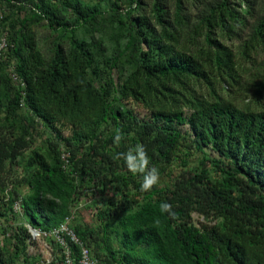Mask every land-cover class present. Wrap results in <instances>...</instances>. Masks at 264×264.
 Here are the masks:
<instances>
[{"label":"trees","instance_id":"1","mask_svg":"<svg viewBox=\"0 0 264 264\" xmlns=\"http://www.w3.org/2000/svg\"><path fill=\"white\" fill-rule=\"evenodd\" d=\"M5 1L0 264L41 263L28 225L51 232L67 219L99 264H264V1ZM138 143L159 170L149 192L114 159ZM179 158L186 169L163 184ZM89 202L96 223H79L76 206Z\"/></svg>","mask_w":264,"mask_h":264},{"label":"rangeland","instance_id":"2","mask_svg":"<svg viewBox=\"0 0 264 264\" xmlns=\"http://www.w3.org/2000/svg\"><path fill=\"white\" fill-rule=\"evenodd\" d=\"M85 1L88 3H92V4L100 2V0H85ZM147 1H150V0H147ZM254 1H256V3H254V6L255 5L257 6L258 0H254ZM259 1L263 2L264 0H259ZM169 2L171 4V6H174L176 1L175 0H169ZM123 7H126V4H124ZM0 9H1V15H2L0 17V20H1L3 18V15L8 14V12H7L8 6L6 4V1L0 2ZM20 16L22 18H24V17H27L29 15L27 14V12L23 11L20 14ZM251 23H254V21L251 20ZM250 25H253V24H250ZM40 31L46 33V35L41 38L40 48L43 49V51L45 53H49L50 49H48V48L52 46L53 39L48 37L50 32L47 31L46 29L41 28ZM114 52H115L114 49L110 48L109 55H113ZM261 57L264 58V55H261ZM7 60H8V62H7L8 66H6V71L11 78V71H9V67L10 68L14 67L15 59L12 58V56L10 55V60L9 59H7ZM15 82L16 81H13V83H15ZM129 107L132 108L131 105H129ZM134 109L140 118H149L150 117V114L146 110H144L143 108H141L139 106H134ZM43 128L44 127L41 124H39V130H41L42 133H44ZM183 132H190L191 133L192 131L190 130V127L186 125L183 127ZM69 134H70V132L68 130H65L64 136L67 137V136H69ZM192 138H194V135H192ZM43 139L44 138H42L37 143V146H39V144L45 145L44 143H46L45 141H47L48 138L45 137V139L44 140ZM206 151L211 158H216V159L219 158V155L217 153H215L214 151H212L211 149L207 148ZM188 152H189V154L187 156L188 159L186 160L187 164L189 163L190 166L199 165L200 160L202 159V155L199 154V152L197 153L194 149H190V150H188ZM27 159H28V157H26V161H27ZM26 161H23V160L19 161L21 163V167H22L23 163H25ZM184 169H186V165L184 164L183 160L181 158H179L178 161L175 162V165L171 168V173L166 174L164 177H161V182L163 184L166 183L167 185L170 184L171 180L173 178H175L178 174H180V172L183 171ZM95 200L97 201V200H99V198H95ZM76 207H78V208H76ZM76 207H75L76 212H77L76 217H77V220L79 221V223H84V224H91V223L95 224L96 223L97 215H96V208H95L94 204L92 205V203L89 202V203H83L80 206L77 205ZM194 217H195V222H196L197 226L205 227L208 225V222L205 221L202 216L195 214ZM51 247L52 246L50 244H48V241L45 238H43L42 235H40L37 238L32 237L31 242H29L30 254L41 256L42 260H51L52 258H54L55 252H54V250L51 249Z\"/></svg>","mask_w":264,"mask_h":264},{"label":"built area","instance_id":"3","mask_svg":"<svg viewBox=\"0 0 264 264\" xmlns=\"http://www.w3.org/2000/svg\"><path fill=\"white\" fill-rule=\"evenodd\" d=\"M1 16L2 15L0 9V17ZM6 38L7 37L5 35L0 41V56L8 58L6 54L9 50V45ZM9 71H11V78L13 79V81H20L15 71V65L13 68L9 67ZM15 208L17 211L21 210L19 203ZM70 223L71 220L67 219L64 224H62L59 228L52 230L51 232L38 233L39 236L42 235L46 239L53 240L61 249V251L57 254L54 253V258H52L51 260H42L41 263L36 264H99L98 260L92 257L90 248L81 241V239L77 236L75 231L70 226ZM68 238H70V241L76 244L80 249V253L77 258L74 256L72 247L68 243ZM61 259H64L63 262L61 261Z\"/></svg>","mask_w":264,"mask_h":264},{"label":"clouds","instance_id":"4","mask_svg":"<svg viewBox=\"0 0 264 264\" xmlns=\"http://www.w3.org/2000/svg\"><path fill=\"white\" fill-rule=\"evenodd\" d=\"M123 138L124 134L120 129H117L113 139V143L119 146ZM114 159H123L128 172L133 175L142 176V182L140 185L141 192H149L154 186L159 183V170L155 167H149L150 160L147 154V150L143 144L138 143L134 148H130L127 152L117 153ZM160 211L161 213H167L172 218H175V213L172 211V205L168 202H161ZM28 227L33 238L39 237V234L35 235L33 231L37 233H39L40 231L32 228L29 225ZM46 240L48 241V244L52 246L51 249H53L56 253L55 249L53 248V244L56 245V243L51 239Z\"/></svg>","mask_w":264,"mask_h":264},{"label":"water","instance_id":"5","mask_svg":"<svg viewBox=\"0 0 264 264\" xmlns=\"http://www.w3.org/2000/svg\"><path fill=\"white\" fill-rule=\"evenodd\" d=\"M33 232H34V234H35V235H37V234H38V233H37V232H35V231H33Z\"/></svg>","mask_w":264,"mask_h":264}]
</instances>
